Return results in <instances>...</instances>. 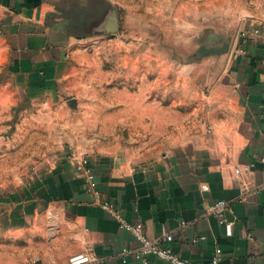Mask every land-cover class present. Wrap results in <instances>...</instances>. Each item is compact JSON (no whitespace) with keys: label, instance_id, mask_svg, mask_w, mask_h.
I'll return each mask as SVG.
<instances>
[{"label":"crops","instance_id":"crops-1","mask_svg":"<svg viewBox=\"0 0 264 264\" xmlns=\"http://www.w3.org/2000/svg\"><path fill=\"white\" fill-rule=\"evenodd\" d=\"M220 9L233 31L205 66L124 51L106 70L117 0H0V264H170L123 219L194 264H264V0Z\"/></svg>","mask_w":264,"mask_h":264},{"label":"rangeland","instance_id":"rangeland-1","mask_svg":"<svg viewBox=\"0 0 264 264\" xmlns=\"http://www.w3.org/2000/svg\"><path fill=\"white\" fill-rule=\"evenodd\" d=\"M223 1L117 0L118 37L102 38L94 50L106 70L114 63L108 55L124 51L148 53L150 68L160 67L161 57L166 69L203 67L206 56L224 53V36L233 31L224 27Z\"/></svg>","mask_w":264,"mask_h":264},{"label":"built area","instance_id":"built-area-1","mask_svg":"<svg viewBox=\"0 0 264 264\" xmlns=\"http://www.w3.org/2000/svg\"><path fill=\"white\" fill-rule=\"evenodd\" d=\"M74 162L77 169L80 172H83L87 175L89 181H93L94 174L89 165V159L86 156H75ZM103 206L105 208L109 207L108 202H104ZM228 208V202L224 199H220L213 203L210 207L211 211L220 219V222L223 223L226 227L227 235L232 234L233 222L226 218L225 213ZM121 226L125 229L130 230L138 244H139V255L143 256H156L162 260L167 261L170 264H194L188 260L183 259L177 253H175L172 248L169 246L170 242L174 239V235L169 233L164 237H161L159 240L150 239L144 232L142 223H130L126 220H121ZM222 256L221 249H217L216 254L212 258L210 264H217ZM91 261H98L93 257L89 252L75 253L69 257L70 264H85ZM147 263V262H146Z\"/></svg>","mask_w":264,"mask_h":264}]
</instances>
